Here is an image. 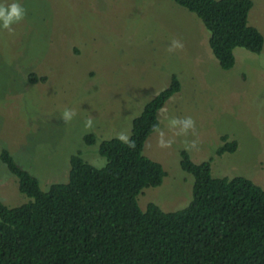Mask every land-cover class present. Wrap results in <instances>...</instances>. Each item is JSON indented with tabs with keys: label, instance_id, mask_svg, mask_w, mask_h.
Listing matches in <instances>:
<instances>
[{
	"label": "rangeland",
	"instance_id": "rangeland-1",
	"mask_svg": "<svg viewBox=\"0 0 264 264\" xmlns=\"http://www.w3.org/2000/svg\"><path fill=\"white\" fill-rule=\"evenodd\" d=\"M251 1L248 24L264 38V0ZM13 2L25 16L11 31L0 27V152L7 150L43 192L67 183L77 153L103 168L99 144L130 137L133 119L172 75L181 90L158 112L159 128L143 150L165 177L140 193V210L189 206L193 177L181 169L182 151L193 163L209 161L213 178L241 177L264 190V45L259 54L236 48L234 66L223 70L202 22L173 0H0V6ZM173 40L183 48L169 52ZM29 73L44 81L30 83ZM66 110L75 113L68 121ZM188 117L194 128L186 133L171 123ZM88 134L94 145L84 143ZM223 136L237 147L218 156ZM30 201L0 161V202L14 208Z\"/></svg>",
	"mask_w": 264,
	"mask_h": 264
},
{
	"label": "trees",
	"instance_id": "trees-1",
	"mask_svg": "<svg viewBox=\"0 0 264 264\" xmlns=\"http://www.w3.org/2000/svg\"><path fill=\"white\" fill-rule=\"evenodd\" d=\"M194 14L209 33L210 50L223 70L235 64L234 50L259 54L262 34L248 24L251 0H173ZM32 84L44 81L28 74ZM172 75L133 119L129 141H102L97 169L80 153L69 160L65 184L43 192L39 181L5 149L0 161L17 178L31 201L8 208L0 202V264H264V190L235 177L213 178L209 161L193 163L181 152V169L193 177L192 201L176 212L137 198L162 184V166L145 157L144 145L159 128L158 112L180 92ZM84 143L94 145L93 134ZM217 155L233 153L237 143L221 137Z\"/></svg>",
	"mask_w": 264,
	"mask_h": 264
},
{
	"label": "clouds",
	"instance_id": "clouds-1",
	"mask_svg": "<svg viewBox=\"0 0 264 264\" xmlns=\"http://www.w3.org/2000/svg\"><path fill=\"white\" fill-rule=\"evenodd\" d=\"M25 16V9L16 2H13L7 6H0V27L3 29H6L8 31H11V25L14 23L20 22ZM183 43L179 40H173L171 42L170 47L168 48L169 52H174L178 49L183 48ZM75 115L74 112L71 110H66L63 113V118L68 121ZM91 120L86 121V127H91ZM171 123L173 125H180L181 126V132L186 133L188 129L194 128V121L188 117L183 120H172ZM119 139L125 143H128L129 147H134V143L129 141V137L127 135H120ZM161 146H167L164 145L163 142H161Z\"/></svg>",
	"mask_w": 264,
	"mask_h": 264
}]
</instances>
